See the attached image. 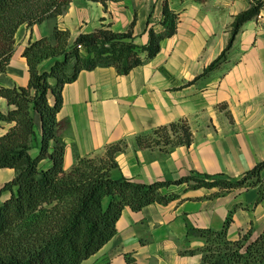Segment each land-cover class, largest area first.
<instances>
[{
  "label": "crops",
  "instance_id": "0c3cea01",
  "mask_svg": "<svg viewBox=\"0 0 264 264\" xmlns=\"http://www.w3.org/2000/svg\"><path fill=\"white\" fill-rule=\"evenodd\" d=\"M248 9L244 0H72L56 21L19 30L0 86L28 84L22 53L56 26L73 40L101 28L118 34L131 30L137 44L147 45L149 31L163 33L174 18V35L161 43L152 61L126 76L113 68L83 72L65 86L57 117L67 125L65 169L78 157H102L116 147V179L149 185L197 173L237 180L264 162V24H244L226 60L206 71L228 48L236 18ZM7 108L0 99V111ZM179 121L192 131L190 147L139 146V138ZM217 193L182 191L168 205L153 204L139 213L126 209L116 238L101 253L111 264H126L127 256L138 264H202L204 241L188 238V229L219 231L230 213L231 240L247 232L257 238L264 229L258 190Z\"/></svg>",
  "mask_w": 264,
  "mask_h": 264
},
{
  "label": "trees",
  "instance_id": "16d2710c",
  "mask_svg": "<svg viewBox=\"0 0 264 264\" xmlns=\"http://www.w3.org/2000/svg\"><path fill=\"white\" fill-rule=\"evenodd\" d=\"M71 3L0 0V75L7 72L16 53L19 30L56 21ZM259 12L256 7L236 18L228 48L206 73L226 60L243 25ZM174 33L173 24L163 33L151 29L148 44L139 45L131 30L118 34L101 28L73 40L68 31L56 26L49 37L25 48L22 57L28 66V84L0 86V99L8 106L5 112L0 111V171L15 173L1 190L9 197L0 205V264H83L116 238L117 224L126 209L139 213L153 204L168 205L178 200L182 191L218 190L216 195L221 196L257 189L256 205L264 201V162L237 180L193 173L177 181L141 185L112 176L118 169L120 150L110 147L102 157H78L71 169H65L67 147L62 136L67 125L57 118L65 86L75 83L81 73L98 68H113L126 76L155 59L161 43ZM46 62L48 67H42ZM192 141L190 127L179 121L139 138L138 144L142 148L161 143L190 147ZM232 224L230 213L219 231L188 229V238L204 241L199 251L202 264H264V229L253 240L250 232L231 240L228 232ZM126 264L138 263L127 256Z\"/></svg>",
  "mask_w": 264,
  "mask_h": 264
},
{
  "label": "rangeland",
  "instance_id": "374dc122",
  "mask_svg": "<svg viewBox=\"0 0 264 264\" xmlns=\"http://www.w3.org/2000/svg\"><path fill=\"white\" fill-rule=\"evenodd\" d=\"M244 1L247 2V4L249 5V9H248V11H246L242 14H245L247 12L254 10L256 7L260 8V10L262 8H264V0H244ZM258 16H259V13H258V15L254 16L253 20L259 21ZM173 19L174 18L171 19V24H173ZM262 23L264 24V22H262ZM14 175H15V173L13 171H10V170L9 171L8 170H3V171L1 170L0 171V205H2L3 202L5 200H7L9 197L8 193H2L1 190L6 183H8L9 181H11L13 179ZM104 261L105 262L109 261V258L106 256V254L101 253L98 256L90 259L89 261H87L83 264H98V263H101Z\"/></svg>",
  "mask_w": 264,
  "mask_h": 264
},
{
  "label": "built area",
  "instance_id": "2783aa9c",
  "mask_svg": "<svg viewBox=\"0 0 264 264\" xmlns=\"http://www.w3.org/2000/svg\"><path fill=\"white\" fill-rule=\"evenodd\" d=\"M258 20L259 22H264V8H262L259 12V16H258ZM81 49V47H79Z\"/></svg>",
  "mask_w": 264,
  "mask_h": 264
}]
</instances>
